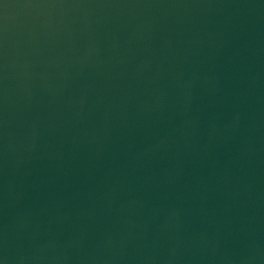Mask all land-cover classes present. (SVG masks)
I'll list each match as a JSON object with an SVG mask.
<instances>
[{
  "label": "water",
  "instance_id": "1",
  "mask_svg": "<svg viewBox=\"0 0 264 264\" xmlns=\"http://www.w3.org/2000/svg\"><path fill=\"white\" fill-rule=\"evenodd\" d=\"M0 264H264V0H0Z\"/></svg>",
  "mask_w": 264,
  "mask_h": 264
}]
</instances>
